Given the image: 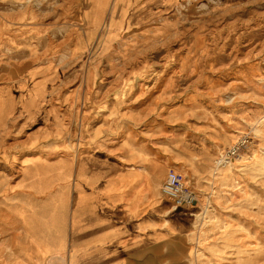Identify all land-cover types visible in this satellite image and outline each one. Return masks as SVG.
<instances>
[{
    "label": "rangeland",
    "instance_id": "374dc122",
    "mask_svg": "<svg viewBox=\"0 0 264 264\" xmlns=\"http://www.w3.org/2000/svg\"><path fill=\"white\" fill-rule=\"evenodd\" d=\"M16 1H32L39 17L28 22L38 34L0 36V74L30 62L11 104L43 107L27 127L22 117L32 115L14 111L12 128L1 133L2 155L22 154L11 168L25 154L88 150L134 164L136 155L146 158L144 137L165 168L160 195L173 167L196 195L187 206L201 213L211 205L206 224L186 228L173 219L170 234L185 232L189 240L184 251L175 244L174 253L184 252L190 264H264V0H171L170 21L161 22L170 31L158 40L165 48L148 54L159 59L146 63L156 64L150 81L114 52L77 53L80 30L65 20L68 0H0V18L24 13ZM30 70L40 84L34 94L32 87L19 89ZM6 167L0 164V190L16 178ZM6 249L0 231V253Z\"/></svg>",
    "mask_w": 264,
    "mask_h": 264
},
{
    "label": "crops",
    "instance_id": "0c3cea01",
    "mask_svg": "<svg viewBox=\"0 0 264 264\" xmlns=\"http://www.w3.org/2000/svg\"><path fill=\"white\" fill-rule=\"evenodd\" d=\"M126 1L130 16L152 21L145 27L163 30L166 24L161 22L170 21L171 0ZM66 8L65 20L75 23L81 16L77 0H68ZM142 31L135 27L138 44ZM108 52L120 53L118 43ZM13 92L0 77V115L8 119L1 133L12 128L14 108L7 105L14 100ZM30 123L23 115L22 125ZM142 139L146 158L139 161L136 155L134 164L88 150L80 155L25 154L16 170L11 168L14 157L22 154L7 150L6 158L0 151V164L16 176L0 190V231L7 246L0 264H190L184 252L174 253L175 244L184 251L189 240L185 232L170 234L175 222L170 199L159 189L165 168L156 165V154L147 148L152 141Z\"/></svg>",
    "mask_w": 264,
    "mask_h": 264
},
{
    "label": "bare ground",
    "instance_id": "6f19581e",
    "mask_svg": "<svg viewBox=\"0 0 264 264\" xmlns=\"http://www.w3.org/2000/svg\"><path fill=\"white\" fill-rule=\"evenodd\" d=\"M16 2L19 4L18 5L16 3L17 9L25 11L19 16L11 15L8 18H0L3 20H0V36L30 37L38 34V30L36 28L29 27L28 22L34 19V17H39V15H36L34 12H32V1ZM77 3L79 4V12L81 13V16L79 18H74L75 23H70L80 30L78 38L76 39V52L80 53L87 48V50H89L88 52H90L91 50V52L94 54L100 50L103 52L102 55H104L108 50L111 51L112 48L116 46V43H118V49L120 53L117 54L123 57L125 61L127 60V66H139V69H142L140 76H145V78L149 79L148 81H150V79L153 78V75L155 76L156 72L155 70L150 69L156 66V64H152L149 68L147 67L146 63H150L152 60L154 61H152L151 63H158L159 59L155 57L150 58L149 61V59L147 60V58L149 57L148 54H150L149 52L155 50L157 47L162 46L161 49L165 48V42L160 43V41L158 40L162 36L166 35L167 32L170 31V28L167 25L163 27V30L161 29V26L155 27L154 29L145 27V25L151 23L152 21L140 20L143 18L140 16H130L129 1L126 0H77ZM28 11H31L34 16L29 15ZM146 17L150 18L148 17V15ZM4 20H6L7 23H5ZM135 27L137 29L143 30L142 36H140L143 38L141 44H138L139 38L135 37ZM149 29L152 30L149 31ZM144 31H149V34L144 33ZM130 35L132 36V38L130 37ZM71 37L72 32L69 36V40H72ZM165 37H170V35H167ZM135 38L137 39L133 41L132 39ZM121 49H123V51H121ZM182 65L185 68L188 64L187 62L183 61ZM26 67H29L31 69V63L27 62L22 66L9 64L5 67V74H0V76L5 79V82H8L9 87H11L13 91L18 90V86H16L15 84L18 78L23 74V70L26 69ZM167 67L168 64H165L164 68ZM30 72L31 70L28 72V74H25L23 79L24 81L19 86V89L22 90L25 89V86H29L32 87L31 90L34 94L35 92H37L35 89H37L40 84L33 79V77L31 76L32 72ZM11 107L14 108V111H19L22 114L26 115H32L30 116L32 117L30 118L32 120L31 122H35L39 117L36 112H38V110L42 108L43 105L38 102L29 104L27 106L24 103L22 104L21 102L16 105L8 103L7 109H10ZM251 114L257 117L259 115V112L258 110L253 111ZM7 120L8 119L3 115H0V126H6ZM263 123L264 116H261L259 117V124ZM3 131L9 132L8 128L3 129ZM224 152L225 150L222 151V154H220L219 159L224 158V160H222L220 163H224L225 159L227 158L225 156L226 153ZM4 157L7 158V155L4 154ZM210 208L211 205H208L206 209H204L203 212L200 213V209L195 208L194 206L188 207L187 205H179L174 203L170 205V215L173 219H175V221L180 222L186 228H191L195 225L197 220L200 221V224L207 223V220H209L207 219V213L209 212Z\"/></svg>",
    "mask_w": 264,
    "mask_h": 264
},
{
    "label": "built area",
    "instance_id": "2783aa9c",
    "mask_svg": "<svg viewBox=\"0 0 264 264\" xmlns=\"http://www.w3.org/2000/svg\"><path fill=\"white\" fill-rule=\"evenodd\" d=\"M227 155L228 153L225 156L227 157ZM222 160L224 158L219 159L220 162ZM162 192L177 204L187 205L197 200L195 193L187 186L184 174L173 167L168 169L166 180L162 185Z\"/></svg>",
    "mask_w": 264,
    "mask_h": 264
}]
</instances>
